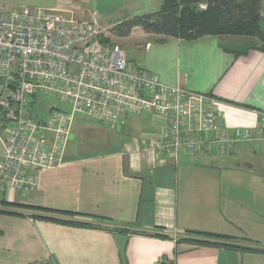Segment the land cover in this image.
Instances as JSON below:
<instances>
[{"label": "crops", "instance_id": "obj_1", "mask_svg": "<svg viewBox=\"0 0 264 264\" xmlns=\"http://www.w3.org/2000/svg\"><path fill=\"white\" fill-rule=\"evenodd\" d=\"M162 1L0 0V9L38 3L110 30L158 10ZM116 38L130 63L161 82L216 97L228 129L260 132L264 48L257 37L186 40L135 26L128 36ZM99 123L108 131L98 133V147L71 153L66 146L62 163L39 170L32 190L7 193L0 208V264H264V132L257 143L238 144L235 153L173 156L145 146L164 136L161 117L141 113L117 126ZM97 127L102 129L88 124L87 131ZM20 204L71 211L73 219L94 225L39 219L34 215L42 212Z\"/></svg>", "mask_w": 264, "mask_h": 264}, {"label": "built area", "instance_id": "obj_2", "mask_svg": "<svg viewBox=\"0 0 264 264\" xmlns=\"http://www.w3.org/2000/svg\"><path fill=\"white\" fill-rule=\"evenodd\" d=\"M109 35L96 21L66 17L55 8L0 9V208L10 190L28 193L39 170L62 163L76 114L112 126L141 113L161 117L164 136L145 146L173 156L235 153L238 144L262 139L264 109L257 134L228 129L216 97L161 82L130 63ZM41 96L71 109L44 108Z\"/></svg>", "mask_w": 264, "mask_h": 264}, {"label": "trees", "instance_id": "obj_3", "mask_svg": "<svg viewBox=\"0 0 264 264\" xmlns=\"http://www.w3.org/2000/svg\"><path fill=\"white\" fill-rule=\"evenodd\" d=\"M261 3L262 0H163L158 10L125 19L112 26L110 31L118 37H125L130 34L133 27L139 26L147 33L186 40L203 35H247L257 37L261 42L260 48H264V17L261 15ZM199 4H204V7H199ZM19 206L42 212L44 215H34L39 219L78 226L94 225L92 222L73 219L76 213L71 211L21 204ZM193 233L220 239L224 237L204 232ZM222 245L240 247L235 244ZM240 248L257 250L249 247Z\"/></svg>", "mask_w": 264, "mask_h": 264}, {"label": "rangeland", "instance_id": "obj_4", "mask_svg": "<svg viewBox=\"0 0 264 264\" xmlns=\"http://www.w3.org/2000/svg\"><path fill=\"white\" fill-rule=\"evenodd\" d=\"M38 1H40V0H38ZM14 5L41 6L38 3L34 4V3H27V2L15 3V4H12L11 6H14ZM11 6H7V7H11ZM116 37L117 36L114 35L113 33H111V31H110V35H109L110 40L113 43L117 44L118 38H116ZM0 93H1V87H0ZM39 101H40V104L44 108L54 107V108L62 109L65 111H69L71 109V106L69 104L61 103L57 99H54V98L41 96V97H39ZM99 122H102V121L96 120L94 118L86 117L82 114H76L74 122L72 124V130H71L73 136L68 141L67 150L70 151L71 153H75V152H78L81 147H83V149H88V148H86L87 146L98 147L99 146V135H98V133L100 131H102L103 129L105 131H108V129H106L104 127L105 124L99 123ZM88 124H101L102 127H100V128H102V129H99L97 127L96 131H93L91 133V132L87 131V125Z\"/></svg>", "mask_w": 264, "mask_h": 264}]
</instances>
